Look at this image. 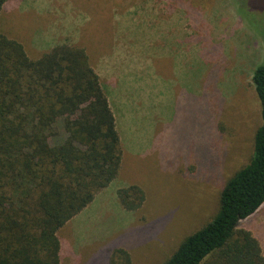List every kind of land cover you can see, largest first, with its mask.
Wrapping results in <instances>:
<instances>
[{
	"label": "rangeland",
	"instance_id": "rangeland-1",
	"mask_svg": "<svg viewBox=\"0 0 264 264\" xmlns=\"http://www.w3.org/2000/svg\"><path fill=\"white\" fill-rule=\"evenodd\" d=\"M0 31L33 58L54 38L82 44L119 93L121 170L60 229V264H163L252 158L264 0H11ZM132 185L145 193L135 211L117 194ZM239 229L264 252V204Z\"/></svg>",
	"mask_w": 264,
	"mask_h": 264
},
{
	"label": "trees",
	"instance_id": "trees-1",
	"mask_svg": "<svg viewBox=\"0 0 264 264\" xmlns=\"http://www.w3.org/2000/svg\"><path fill=\"white\" fill-rule=\"evenodd\" d=\"M61 39L33 58L0 31V264H60V229L122 167L115 78L82 44ZM251 83L262 115L252 158L221 189L215 217L163 264H264L260 241L239 229L264 204V64ZM117 194L127 210L145 202L137 185Z\"/></svg>",
	"mask_w": 264,
	"mask_h": 264
},
{
	"label": "crops",
	"instance_id": "crops-1",
	"mask_svg": "<svg viewBox=\"0 0 264 264\" xmlns=\"http://www.w3.org/2000/svg\"><path fill=\"white\" fill-rule=\"evenodd\" d=\"M120 112H121V110H119V114H118V116H120Z\"/></svg>",
	"mask_w": 264,
	"mask_h": 264
}]
</instances>
